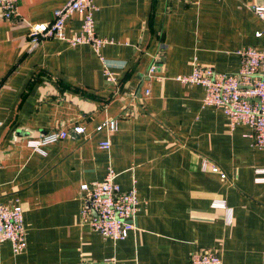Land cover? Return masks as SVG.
Returning a JSON list of instances; mask_svg holds the SVG:
<instances>
[{"label":"crops","instance_id":"1","mask_svg":"<svg viewBox=\"0 0 264 264\" xmlns=\"http://www.w3.org/2000/svg\"><path fill=\"white\" fill-rule=\"evenodd\" d=\"M64 3L19 0L16 16H0V204L21 205L26 240L20 253L0 243V264H190L200 250L222 264H264V181H255L264 150L249 126L230 129L220 108L203 104L201 86L175 79L193 58L235 73L239 49L264 46L252 10L264 0H93L96 34L112 41L100 52L114 82L88 44L44 39L29 49V24L51 21ZM80 24L68 17L66 34ZM108 119L117 129L97 131ZM59 129L68 135L45 154L26 145ZM105 139L109 149L99 148ZM108 165L139 201L134 229L117 241L80 217V186ZM216 199L231 208V223Z\"/></svg>","mask_w":264,"mask_h":264},{"label":"built area","instance_id":"2","mask_svg":"<svg viewBox=\"0 0 264 264\" xmlns=\"http://www.w3.org/2000/svg\"><path fill=\"white\" fill-rule=\"evenodd\" d=\"M199 3L201 0H190ZM19 0H0V16L9 19L17 15ZM97 7L93 0H65V3L53 10V18L49 22L29 24V49L36 47L44 39H59L74 47L88 44L100 59L105 79L114 82L115 77L101 54V48L111 40L99 37L95 31L94 11ZM252 10L262 20L263 28L257 31V37L264 35V6L254 5ZM77 14L81 18L78 33L68 36L65 23L68 17ZM239 68L235 73L217 72L211 66L200 63L196 58L191 61L192 69L188 74L177 75L175 79L183 84L201 86L204 91L202 102L220 108L228 118L230 129L238 124H245L252 130L253 145L264 150V46L257 49L245 46L238 50ZM155 63L149 66L148 74L154 75ZM148 93V90L146 91ZM73 131L81 134L83 125H74ZM102 129L113 132L117 129L114 119L100 123L96 130ZM66 130H52L38 139H30L26 145L32 150L45 154L43 146L64 139ZM110 141L105 139L99 143V148L109 149ZM212 171L219 172L221 178L226 175L218 167ZM255 181H264V168L255 169ZM117 173L108 165L104 177L91 185L82 184L84 191L80 211L82 221H87L90 227L101 234L103 238L114 241L127 237L135 227V219L139 211V201L136 186L122 190L116 181ZM226 212V223L232 222V210L226 207L225 201L216 199L212 203ZM8 241L13 253H20L26 248L23 208L21 205L0 204V243ZM80 264H116L114 257L101 261L82 260ZM190 264H222L220 256L210 250H200L192 253Z\"/></svg>","mask_w":264,"mask_h":264}]
</instances>
